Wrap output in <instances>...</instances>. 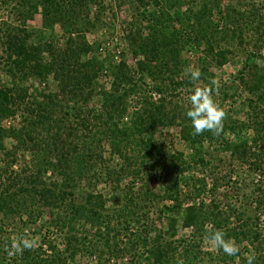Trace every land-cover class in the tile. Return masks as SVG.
<instances>
[{
  "label": "trees",
  "instance_id": "1",
  "mask_svg": "<svg viewBox=\"0 0 264 264\" xmlns=\"http://www.w3.org/2000/svg\"><path fill=\"white\" fill-rule=\"evenodd\" d=\"M118 1L132 14L121 39L135 66L124 49L110 51L111 3L0 0L16 18L0 30V264H75L79 254L99 264H246L249 255L264 264V0ZM237 47L246 52L237 75L216 83ZM191 63L202 73L195 83ZM196 86L225 112L218 136L192 134ZM236 166L252 174V198ZM46 212L63 247L46 237L9 255ZM216 229L240 252L203 253Z\"/></svg>",
  "mask_w": 264,
  "mask_h": 264
},
{
  "label": "rangeland",
  "instance_id": "2",
  "mask_svg": "<svg viewBox=\"0 0 264 264\" xmlns=\"http://www.w3.org/2000/svg\"><path fill=\"white\" fill-rule=\"evenodd\" d=\"M104 1L106 3H111L112 4V9L111 10L109 9L107 11V15H109L112 18L113 22L111 23V25L114 27V29H113L114 31L110 30V29L109 30L113 32L112 33V37H114V38L116 37L114 42L113 43L111 42L110 51H114L118 47H120V49H122V50L124 49L125 53H128L127 56H126V60H127L128 65L129 66H135V62L132 59V55L129 53V50H128L126 42L121 39L122 37L125 36L124 26H126L127 22H130L132 20V14H131V12H128L126 10L121 11V9L118 8L119 7V5H118L119 1L118 0H104ZM233 1L235 3L237 2V0H233ZM253 1L262 3L261 2L262 0H253ZM113 14H114V16H113ZM115 14H116V18H113V17H115ZM15 19H16L15 18V13L12 12V9H11L10 6H8V7L0 6V30H1V25H2L3 22H5V21H12L13 22ZM40 19H41V16H36L35 24H40V21H41ZM56 29L58 31L59 25H56ZM104 30H102V31H100L99 33H96V34H88L89 41H93L94 39H98L100 41L103 40L104 39L103 34L105 33ZM64 42L65 41L63 40L62 43H64ZM249 51H252V50L249 49ZM261 53L264 55V49L262 50ZM0 55H2L1 47H0ZM245 57H246L245 50H243V48H241V47H237L235 49V52H234L233 57L230 60V62L228 64H226L223 68H221V69L216 71V73H215L216 77H215L214 81L216 83H220V82L222 83V81L223 82L230 81V79L233 77V75H237V72H238V70L241 67V65H240L241 61L244 60ZM193 63H191L192 67H194ZM99 82H100V84H105L107 87L111 86V80H109V79L100 78ZM198 85H200V83ZM201 85H203V83ZM245 96L246 95H244L242 98H237L238 106H240V103L245 99L244 98ZM226 105H227V103H226ZM236 116L239 117V118H244V117H246V114L245 113L243 114L241 111H239ZM17 119H20L19 116L17 117ZM164 132L167 133L166 137L168 139L170 137V141L171 142H172V140H173V142L176 141L175 140V133H173L170 130L164 131ZM11 144H12V140L11 139H6V145L8 147H11ZM175 145H177V144H175ZM177 148H181V146L178 145ZM0 165H2V163ZM22 166H23V163L19 162L18 164H16L14 166V169L18 170ZM236 167H237L235 169L236 172H238V171L241 172V174H243L244 179H245L242 182V186H240L242 194L244 196H246V198H250V197L252 198L250 193L253 192L252 190L255 187L254 184H253V180H252L253 179L252 174H250V172H248L249 169H248L247 166H244V167L236 166ZM228 172H229L228 169H221V171L219 173H220V175H225ZM258 174H260V173H258ZM219 190H220V192H218V193H221L222 191L225 190V186L220 187ZM207 201H209V200H207ZM238 205H239L238 203H235L236 207ZM261 212H259V214ZM261 215L264 218V212L261 213ZM48 219H49V214H48V212H46L43 215V219L40 220L36 225L23 227L22 222H19V221H16L17 222L16 224H17V226L19 228L23 227V229L26 230L25 233H27L31 237L37 238V240H38L37 246L42 244L43 241H44V238L47 237L50 241H52V242H54L56 244H59L60 248H61V247H63L62 243H64L63 242L64 241V237H63L62 234H59L58 232H55L51 227H48L45 224L46 221H48ZM44 224H45V226H44V229H43L42 226ZM13 227H14L13 225H9L8 227H6L7 228L6 231L10 232L11 237H13V232L11 230ZM189 234H190V229L180 231V236H185L186 237ZM43 245H44L43 249H47V245H45V244H43ZM201 245H202L201 246V250L203 251V253H205V252L214 253V252H216L218 250L217 248H214L213 246H211V244L209 243V241L206 238L204 239V241H203V243ZM181 250L182 249L180 247L179 251H181ZM44 256H46V254ZM96 262H98V264H99V259L96 256H86V255H83V254H79L76 257V260H75L74 263L75 264H96ZM110 264H112L111 260H110Z\"/></svg>",
  "mask_w": 264,
  "mask_h": 264
},
{
  "label": "clouds",
  "instance_id": "3",
  "mask_svg": "<svg viewBox=\"0 0 264 264\" xmlns=\"http://www.w3.org/2000/svg\"><path fill=\"white\" fill-rule=\"evenodd\" d=\"M185 75L189 77L191 82L195 83L200 80L202 73L198 68L193 69L192 66H188L185 69ZM188 102L190 107H188L185 115L191 122L192 134L201 135L207 131L215 136L220 135L223 131L225 112L215 100L210 88L207 86L203 88L194 87L188 97ZM225 237L226 233L222 229H216L209 233L206 239L211 246L222 250L227 256H235L240 252V247L233 240ZM37 244V238L25 234L12 242L8 254L14 255L24 249H32ZM255 259V255L247 256L246 264H254Z\"/></svg>",
  "mask_w": 264,
  "mask_h": 264
},
{
  "label": "built area",
  "instance_id": "4",
  "mask_svg": "<svg viewBox=\"0 0 264 264\" xmlns=\"http://www.w3.org/2000/svg\"><path fill=\"white\" fill-rule=\"evenodd\" d=\"M258 180V179H257Z\"/></svg>",
  "mask_w": 264,
  "mask_h": 264
}]
</instances>
